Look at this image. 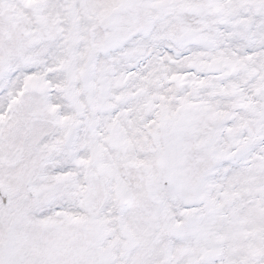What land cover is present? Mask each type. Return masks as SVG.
<instances>
[{
    "label": "snow or ice",
    "instance_id": "snow-or-ice-1",
    "mask_svg": "<svg viewBox=\"0 0 264 264\" xmlns=\"http://www.w3.org/2000/svg\"><path fill=\"white\" fill-rule=\"evenodd\" d=\"M0 264H264V0H0Z\"/></svg>",
    "mask_w": 264,
    "mask_h": 264
}]
</instances>
